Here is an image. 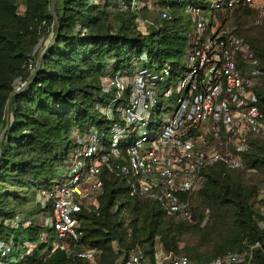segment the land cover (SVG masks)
Here are the masks:
<instances>
[{"label":"trees","instance_id":"1","mask_svg":"<svg viewBox=\"0 0 264 264\" xmlns=\"http://www.w3.org/2000/svg\"><path fill=\"white\" fill-rule=\"evenodd\" d=\"M133 1L0 0V241L13 246L7 257L0 255V264H116L136 249L156 264L157 244L167 254L188 257L190 264H208L259 244L253 249L254 264H264V214L255 204L264 186V135L250 140L243 154L245 169H227L220 163L207 169L204 187L192 196L197 223L168 215L155 201L131 196L126 177L105 171L100 208L80 215L82 235L76 248L98 249L97 259L90 262L65 250L53 252L48 245L55 234L40 226L39 218L52 209H42L37 194L57 178L74 145L73 127L107 128L100 107L112 99H106L103 85L110 62L121 70L132 67V60L142 54L157 68L176 56L183 60L194 31L186 6L209 12V0H157L170 19L160 16L144 34ZM258 13L243 6L212 11L210 16L219 27L235 28L253 48L263 72L256 92L264 114V22L253 24ZM49 37L51 42L40 53V41ZM36 58L39 66L31 75L28 63ZM174 64L183 67L181 62ZM18 78L27 81L19 93L13 86ZM10 106L11 123L6 119ZM19 214L32 221L28 228L7 223ZM206 215L209 220L202 225ZM26 241L40 244L27 254Z\"/></svg>","mask_w":264,"mask_h":264},{"label":"built area","instance_id":"2","mask_svg":"<svg viewBox=\"0 0 264 264\" xmlns=\"http://www.w3.org/2000/svg\"><path fill=\"white\" fill-rule=\"evenodd\" d=\"M134 1L132 7L139 11ZM145 1L147 5L152 2ZM262 1L209 0L208 13L200 6H186L194 31L182 69L171 63L157 68L147 54L134 58L128 69L119 70L114 60L110 62L103 85L112 99L100 107L107 128L73 127L74 145L59 166L61 177L37 194L41 208L52 209L39 224L54 232L57 243L53 252L60 249L90 262L97 259L98 249L76 248L82 235L78 230L80 215L100 208L105 171L126 177L131 196L155 201L168 215L194 224L198 219L192 211V196L204 187L207 169L218 163L227 169L246 168L243 154L249 150L250 140L264 135V114L256 92L263 72L253 48L236 35L235 28L213 24L210 12L250 6L259 11L255 25H260L264 22ZM120 4L122 10L127 9L122 1ZM160 16L170 19L163 7ZM152 25V21L140 25L138 19L144 34ZM50 42L51 37L42 39L37 50L42 46L43 53ZM38 66V58L30 60L29 73L34 75ZM13 86L16 92H22L27 81L18 78ZM173 97L175 109L162 106ZM120 102L122 107L118 108ZM156 107L160 113L173 116L159 125L153 118ZM12 120L13 116L8 121ZM208 220L206 215L202 225ZM7 223L26 229L32 221L26 214H19ZM35 247V243L25 242L27 254ZM254 248L228 253L208 264H254ZM12 251V245L0 241L2 257ZM154 258L156 264H190L188 257L167 254L160 244L155 247ZM116 264L150 263L144 251L136 249Z\"/></svg>","mask_w":264,"mask_h":264},{"label":"rangeland","instance_id":"3","mask_svg":"<svg viewBox=\"0 0 264 264\" xmlns=\"http://www.w3.org/2000/svg\"><path fill=\"white\" fill-rule=\"evenodd\" d=\"M145 2H146L145 0H135L134 1L135 7L140 12V17H139L140 25L141 24H146L147 25L148 22H150V21L153 22L154 20H158L160 18V14H161L162 7L158 5L157 0H152V2H150V4H148V5L144 4ZM262 2L264 4V0ZM24 12H25V7H21L20 8V13L23 14ZM189 23H190V27L194 29L192 16H189ZM253 24H254V26H259V25H255V21L253 22ZM262 24H260V25H262ZM229 28H233V27H229ZM41 48H42V46L40 47L39 50H41ZM177 62H181V64H183V66L186 65L185 59L179 60V56H176L170 63L174 64V63H177ZM181 75H184V72H181ZM106 99H109V95L106 96ZM176 105H177L176 97H173L171 100H165L162 103L163 107H171L172 109H175ZM121 107H122V102H120L118 104V108H121ZM11 110H12V107L10 106L8 108V110H7V113H6V119L7 120H11V118H12ZM171 116H173L172 113L171 114H169L167 112H161L160 113V108L156 107L155 110H154L153 118L160 125L162 122L167 121V119L169 117H171ZM156 131H157L156 129L153 130V132H156ZM2 137H3V134H0V139ZM62 173H63V170L62 169H58L57 178L53 180L54 183L58 181V179H59V177H61ZM260 200H264V186H262L260 188V195H259V197H258V199H257V201L255 203L257 210L264 214V204H261L259 202ZM43 219H44V217L39 218L40 221H42ZM51 237H53V234H51ZM56 243H57V240L54 239V240L49 241L48 245H49V247H53ZM39 244L40 243H35V246L38 247ZM148 262H149V260H148Z\"/></svg>","mask_w":264,"mask_h":264}]
</instances>
